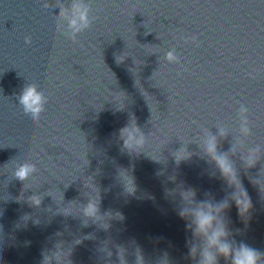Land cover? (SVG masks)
Returning <instances> with one entry per match:
<instances>
[{"label": "water", "instance_id": "water-1", "mask_svg": "<svg viewBox=\"0 0 264 264\" xmlns=\"http://www.w3.org/2000/svg\"><path fill=\"white\" fill-rule=\"evenodd\" d=\"M29 84L45 98L35 121L16 103ZM21 164L34 170L18 182ZM201 202L225 203L229 240L264 252V0H0V264H197L180 213Z\"/></svg>", "mask_w": 264, "mask_h": 264}, {"label": "clouds", "instance_id": "clouds-1", "mask_svg": "<svg viewBox=\"0 0 264 264\" xmlns=\"http://www.w3.org/2000/svg\"><path fill=\"white\" fill-rule=\"evenodd\" d=\"M73 17L69 25L73 30L79 31L88 27V7L83 2L74 4ZM172 58V53H169ZM45 98L31 84L24 86L17 96L16 103L22 112L35 121L43 110ZM247 108L241 107L239 117L242 121V131H249L247 127ZM124 145L130 150H137L145 143V138L140 130L135 126L126 127L121 130ZM206 152L220 169L222 176L236 189L234 192V202L241 217H247L252 207L250 198L246 190L240 184L236 170L231 160L219 153L217 140L211 137L206 141ZM184 152L177 154V159L185 157ZM258 154L254 151L249 152L246 163L251 167L257 163ZM34 170L30 164H21L13 173V178L18 182L25 180ZM194 193L191 191L184 193V198L191 199ZM35 203H39L36 200ZM227 205L225 203L201 202L198 206L190 209H182L181 217L188 220L193 229V235L202 241L199 249L194 245L191 248V255H198L197 264H219L222 257L228 264H264V252L246 244L234 245L228 238V229L225 226L222 216ZM87 216H94L97 207L90 202L84 209ZM47 257L45 260L47 261ZM142 264V261H141Z\"/></svg>", "mask_w": 264, "mask_h": 264}]
</instances>
